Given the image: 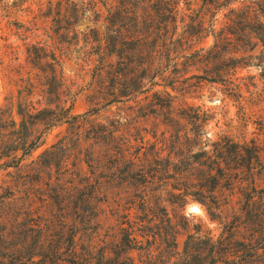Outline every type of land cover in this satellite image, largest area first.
<instances>
[{
	"label": "rangeland",
	"instance_id": "rangeland-1",
	"mask_svg": "<svg viewBox=\"0 0 264 264\" xmlns=\"http://www.w3.org/2000/svg\"><path fill=\"white\" fill-rule=\"evenodd\" d=\"M251 1L220 0L225 6L216 10L202 0H0V111L9 113L11 106L16 111L25 101L18 90L27 86L26 82L11 75L20 64H27L28 48L40 42L53 49L61 61L64 84L71 95L67 106L74 101L72 113H93L88 123L81 118L74 125L65 123L44 134L39 147L20 168L0 170V233L4 229L6 236L5 242H0V264H11V246L29 243L31 235L42 233L51 239L60 234L66 239L69 228L75 225L74 218H78L76 250L80 252L81 246L88 244L96 246L95 264L100 249L111 258L106 264L115 263L113 258L122 251V229L130 225L132 235L149 249L129 250L132 264H264V220L256 224L242 211L246 195L239 182L231 190H220L221 208L210 210L191 196L181 204L172 203L164 193L160 202L159 193L154 191L156 184L137 187L125 181L126 174L116 170L125 169L124 160L114 162L118 156L114 146H128V159L133 147L141 145V138L148 147L156 143V149H160V141L173 134L159 115L157 94L163 97L169 93L176 112L189 107L207 111L211 118L203 142L209 139L212 143L223 135L238 142L257 138V121L264 117V98L259 96L264 88L260 67L238 68L228 76L241 86L238 97L229 94L223 84L208 81L201 66L181 59L176 70L169 68L157 76V85L148 93V99L140 96L141 110L126 98L113 101V83L105 71L100 76L96 69L99 50L108 53L120 48H168L173 47L172 40L179 38L187 41L180 44L182 50L207 48L221 31L232 37L229 29L253 5ZM174 8L176 14L170 11ZM107 25L110 30L105 34ZM262 49L259 42L252 54L259 55ZM23 72L26 78V70ZM39 99L38 94L33 96L35 102ZM46 102L43 100L42 107ZM116 121L120 123L114 138L108 131L105 139L92 133V128L101 124L113 130L111 124ZM60 140L64 143L57 145L53 155L41 156ZM140 156L144 159L142 152ZM46 160L52 162L50 167L44 166ZM257 183L264 187V176ZM83 193L92 197L81 201ZM135 195L144 196L146 211L141 209V198ZM158 205L167 208L177 231V246L169 235L171 230L166 226L164 230L159 219L147 222L158 211ZM194 206L199 207V213ZM94 207L100 214L99 236L93 234L94 222L80 223L75 215L76 211L89 215ZM144 225L151 227V232H142ZM251 247H257L258 254L243 261V256L252 252Z\"/></svg>",
	"mask_w": 264,
	"mask_h": 264
},
{
	"label": "trees",
	"instance_id": "trees-1",
	"mask_svg": "<svg viewBox=\"0 0 264 264\" xmlns=\"http://www.w3.org/2000/svg\"><path fill=\"white\" fill-rule=\"evenodd\" d=\"M202 1L212 5L216 10H219L220 6H225L220 4V0ZM251 3L253 5L248 6L243 14L239 15V19L234 20L236 26L229 29L232 37L221 31L214 35L213 44L207 48L201 47L190 52L182 50V47H179L180 44L187 41L179 38L172 40L173 47L168 48L156 47L152 50H145L142 47L129 50L120 48L108 53L99 50L97 73L102 76L105 71L109 76L113 83V101L126 98L125 100L134 102L141 110L143 106H140V96L146 95L148 99V93L157 85L155 82L157 76L169 68L174 67L176 70L178 61L181 59L184 62L188 60L191 65L201 66L200 68L210 78L208 81L223 84L229 94L234 96L236 94L239 97L237 92L241 90V86L228 76L234 75L238 68L256 65L260 67L261 76L264 77V19H261L264 17V1L252 0ZM170 11L175 14L177 12L175 8ZM95 13L99 15L100 11L95 9ZM109 30L107 25L105 34ZM105 39V42L108 41L107 35ZM254 39L255 42H253ZM259 42L262 43L263 49L259 55L255 56L252 52ZM239 53L243 55L238 57ZM17 59L16 57L15 60ZM253 59L257 62L253 63ZM26 61L27 64H20V67H16L11 75L12 78L17 75L22 82H26L27 86L18 90L25 101L18 104L16 111L12 106L9 113L7 110L0 111V170L10 167L20 168L22 162L32 156L39 147L43 135L54 127L65 123L74 125L81 118L83 123H88L93 114L90 112L84 115L73 114V99L67 106L71 95L64 84L61 61L53 49H48L40 42L33 44L28 48ZM23 70H26V78ZM35 94L41 97L36 102L33 100ZM156 96L159 101L156 103L159 115L163 116L164 122L174 132L168 139L164 138L160 141L163 142L160 149H156V143L148 147L141 138V145L133 147L134 151L128 159L125 155V152L129 150L128 146L126 149L121 145L114 146L118 154L114 159L115 164L124 160L126 165L124 170L116 168L126 174L125 181H132L137 187L156 184L154 191L159 193L160 202L163 201L164 193L169 195V201L172 203L184 204L187 197L191 196L207 205L210 210L221 208L218 194L220 190H231L239 182L240 189L246 195V206L242 207V211L245 210L248 219L255 220L256 224L263 221L264 187L258 186L257 179L264 176V117L257 121L255 133L258 137L250 141L238 142L223 135L212 143L208 142L209 139L203 142L202 138L207 132L206 126L211 118L207 111L202 112L199 108L189 107L176 112L169 93L163 96L166 101H162L163 97L159 94ZM259 96L264 98V88ZM43 100L47 101L44 107H42ZM174 113L175 115H172ZM119 123L116 121L111 124L114 127L113 130H109L102 124L95 126L98 128L93 127L92 133L98 134L99 138L103 139L107 134L114 138L115 132L119 130ZM40 127H42L40 134L35 135ZM106 131H108L107 134ZM95 135L94 137L98 138ZM59 143L64 142L60 140L50 149L45 150L41 156L53 155ZM165 151L167 153L163 156ZM141 152L144 159H141ZM149 155L152 156L151 160L148 158ZM43 164L50 167L52 162L46 160ZM89 166L92 167V163H89ZM244 182H248V186H245ZM135 196L141 198V209L146 211V207H143L146 203L144 196ZM91 197L83 193L79 200L87 201ZM255 205L258 206L255 208ZM157 208L158 211H154L152 218L147 222L155 218L159 219L161 227L166 226V229L171 230L169 235L174 238V244L177 246L175 241L177 231L171 223L167 208L163 205H158ZM75 215L79 217L80 223L94 222L93 234L100 235L98 232L100 214L97 207H94L89 215H82L78 211ZM146 217L142 219L143 222ZM77 222L78 218H74L75 225L69 228L70 232L66 239H63L60 234L48 239L47 234L44 237L41 233L31 235L29 243L12 245L11 264H95L92 261L96 246L88 244L81 246L80 252L76 250ZM146 230L151 232V227L144 225L141 231ZM122 234L119 241L122 251L113 258L114 264H132L133 258L128 254L129 250L145 247L137 237L132 235L131 225L128 229L123 228ZM155 235L156 233L152 234V236ZM5 239L3 229L0 233V242L4 243ZM147 243L150 245L151 241L147 239ZM257 254L258 248L255 247L249 255H242V260L245 261L248 256ZM110 260L106 251L100 249L96 264H106Z\"/></svg>",
	"mask_w": 264,
	"mask_h": 264
},
{
	"label": "clouds",
	"instance_id": "clouds-1",
	"mask_svg": "<svg viewBox=\"0 0 264 264\" xmlns=\"http://www.w3.org/2000/svg\"><path fill=\"white\" fill-rule=\"evenodd\" d=\"M194 211H196L197 213H199V209H194Z\"/></svg>",
	"mask_w": 264,
	"mask_h": 264
},
{
	"label": "bare ground",
	"instance_id": "bare-ground-1",
	"mask_svg": "<svg viewBox=\"0 0 264 264\" xmlns=\"http://www.w3.org/2000/svg\"><path fill=\"white\" fill-rule=\"evenodd\" d=\"M198 208H199V207H198ZM198 208H197L196 206H194V207H193V210H194V209H198Z\"/></svg>",
	"mask_w": 264,
	"mask_h": 264
}]
</instances>
